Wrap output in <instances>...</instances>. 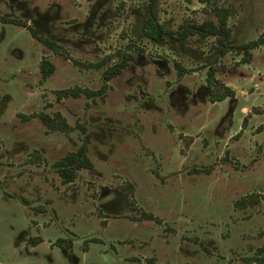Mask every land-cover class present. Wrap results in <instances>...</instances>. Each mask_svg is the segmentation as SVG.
Returning <instances> with one entry per match:
<instances>
[{
	"label": "rangeland",
	"instance_id": "obj_1",
	"mask_svg": "<svg viewBox=\"0 0 264 264\" xmlns=\"http://www.w3.org/2000/svg\"><path fill=\"white\" fill-rule=\"evenodd\" d=\"M156 1L174 33L228 7V52L218 55L215 36L148 39L140 27L149 0H0V14L29 23L0 22V264L264 260V0ZM249 41L243 63L237 45ZM123 52L131 60L103 99L56 96L99 88ZM43 56L54 65L45 80ZM214 59L233 98L210 100L205 66ZM176 62L188 70L180 77ZM56 111L71 129L21 117ZM82 143L94 167L66 184L53 163ZM249 195L259 201L235 207ZM33 237L42 242L26 244ZM59 237L71 244L54 245Z\"/></svg>",
	"mask_w": 264,
	"mask_h": 264
},
{
	"label": "trees",
	"instance_id": "obj_2",
	"mask_svg": "<svg viewBox=\"0 0 264 264\" xmlns=\"http://www.w3.org/2000/svg\"><path fill=\"white\" fill-rule=\"evenodd\" d=\"M149 1L150 4L148 14L143 17L140 27L142 34L148 39L159 43L165 42L168 37L172 36L178 41H183L192 36H196L200 39H204L209 36H215L216 42L219 46L218 55L223 56L228 52L230 47L229 45L232 43L230 37V29L227 26V19L230 12L228 7L215 6L212 8L215 14V20L207 18L200 23L183 24L180 25L178 31L174 33L172 30H170L168 27L158 21L156 14L157 1ZM199 1L201 3H204L205 5H210L212 3L211 0ZM0 21L24 24V22L20 19H11L2 15H0ZM31 34L33 37L37 38L43 45H46L48 48H51L55 52H60L59 45L55 41L37 35L34 30H31ZM253 44H255V41L254 43L253 41H249L237 45V48L242 51L243 63L248 62V59H250L249 48L252 47ZM63 56L65 58H68L66 54H63ZM118 56L120 58L116 62L110 64L102 71L103 82L99 88L91 89L88 87L73 86L69 88L55 90L54 92L56 93V96L60 98L67 96L79 97L80 95H85L89 99H94L96 97H100L101 99H103L106 95L107 90L110 88L108 81L111 78L119 75L122 70L127 66L128 62L131 60V54L123 52L121 55ZM214 61L216 62V60L214 59L211 63L205 66L207 67L206 81L211 95L210 100L221 101L227 97L233 98L235 96L234 91L216 78V69L215 66H213ZM73 62L77 63L76 60H73ZM105 62V59H101L89 65L94 68H101L105 64ZM39 68L43 80L47 79V77H49L54 72L53 63L45 56L42 57L39 64ZM175 68L177 70L178 77L182 76L185 72L188 71L185 67H183L177 62L175 63ZM21 117L25 119L38 117L48 131L66 132L71 129L69 123L59 111L54 112L52 116L44 112H36L30 113L28 115L22 114ZM53 165L64 183H70L74 180L76 170L82 168L92 169L93 167L91 160L86 155V147L83 144L80 145L75 151L67 152L60 159L56 160ZM258 201L259 199L255 195L241 197L235 201V207L244 208L249 205H254ZM144 218H152V216L148 214L145 215ZM34 241L37 242V240ZM55 244L59 245L60 247H65L70 245L71 242L63 238H58L57 240H55ZM259 251H264V247L260 248ZM256 260V264H262V262L264 261L261 257L256 258Z\"/></svg>",
	"mask_w": 264,
	"mask_h": 264
},
{
	"label": "flooded vegetation",
	"instance_id": "obj_3",
	"mask_svg": "<svg viewBox=\"0 0 264 264\" xmlns=\"http://www.w3.org/2000/svg\"><path fill=\"white\" fill-rule=\"evenodd\" d=\"M0 15H2V16H4L3 14H0ZM5 17H7V18H11V19H16V18H13V17H8V16H5ZM28 21H32V16L30 17H28ZM0 22H2V21H0ZM24 22V24H20V23H13V22H4V23H13V24H15V25H18V26H21V27H23V28H25L26 26H27V24H29V23H27L26 24V22L25 21H23ZM37 34V33H36ZM38 35V34H37ZM83 145H85L84 143H82ZM81 144V145H82ZM86 147V146H85ZM93 164V163H92ZM93 167H94V165H93ZM93 167H92V169H93ZM92 169H89V170H92ZM78 170H80V169H78ZM77 171V170H76ZM75 178H76V172H75ZM74 178V179H75ZM67 184V183H66ZM60 238V237H59ZM58 239V238H57ZM56 239V240H57ZM34 240H37V242H35ZM31 241H33V242H31ZM40 242H42V237H33V238H28L27 239V243L26 244H29V246H35V245H37L38 243H40ZM54 245H56V244H54ZM59 246V245H58ZM86 246H84L83 248H85ZM148 260L150 261V263L151 264H154L153 263V260H152V258H148Z\"/></svg>",
	"mask_w": 264,
	"mask_h": 264
}]
</instances>
